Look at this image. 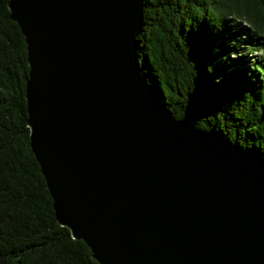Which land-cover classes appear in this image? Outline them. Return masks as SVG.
<instances>
[{"label": "water", "instance_id": "water-1", "mask_svg": "<svg viewBox=\"0 0 264 264\" xmlns=\"http://www.w3.org/2000/svg\"><path fill=\"white\" fill-rule=\"evenodd\" d=\"M142 1L7 2L56 220L100 264H264V158L163 105L136 54Z\"/></svg>", "mask_w": 264, "mask_h": 264}, {"label": "trees", "instance_id": "trees-1", "mask_svg": "<svg viewBox=\"0 0 264 264\" xmlns=\"http://www.w3.org/2000/svg\"><path fill=\"white\" fill-rule=\"evenodd\" d=\"M0 0V264H100L55 217L30 144L27 45ZM148 84L175 119L264 158V0H143Z\"/></svg>", "mask_w": 264, "mask_h": 264}]
</instances>
